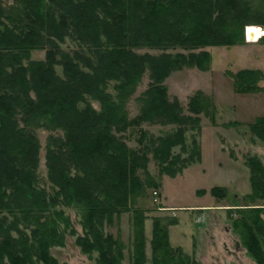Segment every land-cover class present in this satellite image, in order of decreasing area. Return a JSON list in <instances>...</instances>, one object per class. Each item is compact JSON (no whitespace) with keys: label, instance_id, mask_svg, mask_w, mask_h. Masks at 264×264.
Instances as JSON below:
<instances>
[{"label":"trees","instance_id":"trees-1","mask_svg":"<svg viewBox=\"0 0 264 264\" xmlns=\"http://www.w3.org/2000/svg\"><path fill=\"white\" fill-rule=\"evenodd\" d=\"M262 26L264 0H14L9 6L0 0V264H67L52 248L65 246L69 228L95 264H123L128 245L108 228L124 213L132 215L131 264H201L172 245L168 226L179 222L175 216L153 217L149 257L148 210L137 204L160 186L149 170L152 158L161 173L176 176L195 160L183 156L187 132L201 128V114L216 122L203 91L190 98L186 113L166 80L184 67L209 70L207 47L243 44L245 32L264 40ZM68 38L77 48L63 47ZM34 50H45V58L34 59ZM147 72L140 111L131 117L129 102ZM231 73L237 91H264L263 70ZM144 122L175 129L130 146L125 134ZM38 128L50 131L45 163L52 191L40 185ZM250 128L264 142V116ZM246 164L249 203L231 208L230 218L248 253L264 264V204L256 203L264 200V162L249 155ZM227 191L210 190L218 198ZM63 207L77 211L82 233Z\"/></svg>","mask_w":264,"mask_h":264},{"label":"rangeland","instance_id":"rangeland-1","mask_svg":"<svg viewBox=\"0 0 264 264\" xmlns=\"http://www.w3.org/2000/svg\"><path fill=\"white\" fill-rule=\"evenodd\" d=\"M1 1L7 6L14 2V0ZM63 47L72 50L77 48V45L68 38L63 43ZM207 49L213 55L209 70L184 67L172 72L166 80L170 97H178L186 113H190L188 110L190 98L197 91H203L213 102L210 108H216V122L201 114V128L187 132L188 150L183 156L193 155L195 160L176 176L161 173L158 162L152 158L149 170L158 179L160 186L149 188L147 194L137 202L140 207L148 210L145 224L147 251L151 257L153 217L175 216L179 222L168 226L172 245L182 246L201 264H258L236 233L230 215L231 208L249 203L244 200V195L252 190L246 157L258 155L264 162V142L253 134L250 128V123L257 117L264 116V91H237L231 72L236 73L243 68L264 71V40L261 38L258 40L252 33L247 38L245 33L243 44L210 46ZM139 51L155 54L161 52L149 48ZM45 55V50L32 52L34 59H44ZM57 70L62 73L61 66H57ZM148 82L147 72L129 102L131 117L136 116L140 111L141 104L138 97L147 88ZM262 83L264 85V80ZM110 90L114 91L112 87ZM93 105L100 110L98 101H93ZM230 122H239V124L227 125ZM174 129L175 125L172 124L144 122L127 131L125 137L130 146L140 147L151 135H166ZM36 132L42 144L38 170L40 185L52 191L45 163V146L50 131L38 128ZM144 132H147V135L145 140H142ZM174 151L180 152L181 147H175ZM213 186L227 187L226 197L218 198L213 195L210 192ZM201 190L204 191L200 192ZM256 203L264 204V200H258ZM63 208L71 217L77 232L82 233L77 211L72 207ZM108 231L115 235L121 234L128 245L123 264H131L129 248L132 247L133 239L132 215L122 214ZM52 252L61 262L67 264H95V260L83 253L76 244V236L70 233V228L65 246L53 247ZM147 264H151V261Z\"/></svg>","mask_w":264,"mask_h":264}]
</instances>
